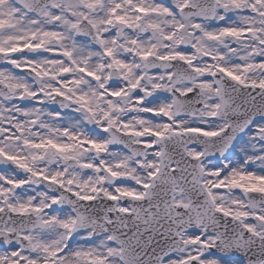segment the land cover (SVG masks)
I'll return each mask as SVG.
<instances>
[{
    "label": "snow or ice",
    "instance_id": "6c2138e0",
    "mask_svg": "<svg viewBox=\"0 0 264 264\" xmlns=\"http://www.w3.org/2000/svg\"><path fill=\"white\" fill-rule=\"evenodd\" d=\"M0 264H264V0H0Z\"/></svg>",
    "mask_w": 264,
    "mask_h": 264
}]
</instances>
